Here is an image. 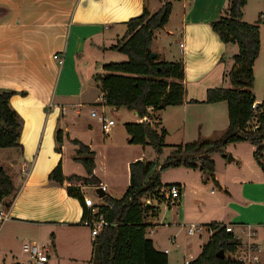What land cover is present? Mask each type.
Listing matches in <instances>:
<instances>
[{
	"label": "crops",
	"instance_id": "1",
	"mask_svg": "<svg viewBox=\"0 0 264 264\" xmlns=\"http://www.w3.org/2000/svg\"><path fill=\"white\" fill-rule=\"evenodd\" d=\"M167 1L171 3V13L168 22L154 31L151 50L160 60L183 62V102L160 111H150L149 123L165 129V137L170 133L180 135L182 143L216 137L228 125L227 103L206 102V91L220 85L229 88L226 75L233 67L232 56L238 52V47L223 43L209 23L226 7L228 0ZM163 3L164 0H0V89L17 92L10 97L9 104L23 120L19 139L21 148H6L17 151L4 156L6 166L0 164L15 187L13 196L3 200L11 201V205L6 209L7 218L0 221V251L11 252L14 243L22 237L23 240L34 239L31 241L34 243L44 235L48 253L53 251L57 258L77 260L81 251L89 249L88 256L93 252L91 243L94 239L90 229L82 224L87 210L83 200L70 196L64 187L50 183L48 175L60 162L65 176H86L83 166L73 159L75 146L72 139L80 140L94 152L95 174L100 186L105 187L104 192L101 190L103 196L99 197L101 203H94L98 206L105 204V195L114 198L108 193L104 175L98 173L100 152L96 150L92 137L94 128L91 122L86 123L81 118V108H86L89 116L91 110H105L106 106L113 108L112 111L119 108L104 104L94 76L90 78L94 79V85L91 81L83 82V76H88L92 66L100 69L94 75L102 74V65L107 63L104 57L110 52L125 56L110 47L124 36L126 22L144 8L153 14ZM241 11L242 21L259 26L260 52L253 65L255 75V64L264 44V18H259L264 15V0H246ZM54 55H58L62 62L59 63ZM22 91L24 95L18 93ZM255 98V103L262 101ZM71 109L74 115H68ZM143 118L138 117L137 122ZM73 126L81 130L82 136L75 138ZM57 130L62 132L59 151L55 141ZM239 143L229 144L224 154L219 155L225 157L229 154L230 164L242 168V153L236 145ZM254 149L253 146L251 156ZM212 160L213 178L202 175L204 177L200 180L205 186L214 183L222 195L210 202L215 210L205 212L204 202L200 199V183L172 182L181 190L174 224L205 226L216 222L232 224L235 230L241 224L253 225L255 242L264 261L263 173L255 183L256 179L251 181L248 173L233 170L236 176L232 180L239 182L234 191L237 199L233 200L232 190L216 172L217 159ZM252 160L253 166L259 167L253 156ZM100 186H80V192L90 197L87 190L96 192ZM189 192L194 195L195 203L186 213ZM210 193L216 194L213 190ZM1 209L3 202L0 203ZM152 218L145 220L149 226L153 224ZM155 248L164 252L167 247ZM197 257L190 256V259L193 261ZM225 257L228 258V252L224 253Z\"/></svg>",
	"mask_w": 264,
	"mask_h": 264
},
{
	"label": "trees",
	"instance_id": "2",
	"mask_svg": "<svg viewBox=\"0 0 264 264\" xmlns=\"http://www.w3.org/2000/svg\"><path fill=\"white\" fill-rule=\"evenodd\" d=\"M246 0H228L226 7L210 23V28L225 43L237 45L238 52L232 56L233 67L227 73L232 88L215 87L206 91L205 101L227 103L228 125L226 129L211 139L203 138L193 142L168 146L164 142L165 129L160 133L149 123L151 111H160L167 106L183 102L184 66L182 61L167 62L157 55L151 57L154 31L162 28L169 19L171 3L163 5L153 14L143 11L126 22V32L110 48L126 56L120 62L102 65V74L94 79L99 83L105 105L126 107L139 118L148 121L130 122L124 125L129 135L128 143L150 145L157 155L170 148L166 159L148 161L142 157L127 164L128 184L121 198L105 195V204L98 206L99 212L109 223L93 240V257L89 264H168V255L156 249L153 241L146 237L149 226L145 220L156 217L163 203L159 191L168 184H162L161 173L169 168L184 166L198 169L208 179L214 175L213 154H224L229 144L248 142L254 146L253 159L264 177V99L255 103L251 90L255 82L253 65L260 52V32L257 24L242 21V8ZM16 91L0 89V148H21L20 133L23 120L10 106L9 99ZM24 95L25 92H18ZM55 141L61 149L62 132L57 130ZM75 146L74 160L80 163L86 176L71 174L65 176L60 162L51 170L48 180L67 190L70 196L83 200L80 186H100L95 174L94 152L88 145L72 139ZM15 187L3 167L0 166V203L8 209L11 201H3L13 196ZM153 198L157 203L147 200ZM177 204V202L175 203ZM84 205V204H83ZM84 211L83 218L86 216ZM216 222L206 226L215 227ZM238 241L230 232L221 227L202 246L198 257L188 264H241L228 258H219L217 253L233 252ZM14 264H32L14 263Z\"/></svg>",
	"mask_w": 264,
	"mask_h": 264
},
{
	"label": "rangeland",
	"instance_id": "3",
	"mask_svg": "<svg viewBox=\"0 0 264 264\" xmlns=\"http://www.w3.org/2000/svg\"><path fill=\"white\" fill-rule=\"evenodd\" d=\"M125 59V56H122L116 52H110L104 57V60L106 62H120ZM91 68L92 69L87 73L88 76H83V82L91 81V83H93L94 85V79L90 78L92 76H95V72H100V69H95V67L93 66ZM221 86L223 87V85H220V87ZM227 87L232 88L230 82ZM94 88L95 91L98 92L95 86ZM251 90L257 98L261 100L264 99V44L262 45L260 56L255 64V82ZM112 109L113 108L106 106L104 110L107 117L115 121L113 127L108 133H103L100 125L94 118L89 116L86 108H81V118L83 119V121H86V123L91 122L92 127L94 128V136L92 137L96 144V150H99L98 152H100L98 153L97 157V169L100 170L98 171V173L100 175H104V181L108 184V193L114 198H120L127 186V160L131 161L136 158L142 157L148 161L158 160L160 163H162L169 155L170 148H164L163 153L157 155L150 145L141 146L129 144L126 140L129 135L126 133L124 125L130 122H137L138 117L134 111H130L126 107H119V109H114L113 111ZM96 112H100V110ZM69 114L74 115L72 109L68 112V115ZM156 120L159 121V119ZM154 127L157 128V126ZM72 130L75 131V138H77V136H82L81 130L77 129L76 126H73ZM157 130L160 133L161 129L157 128ZM208 139L211 138L208 137ZM181 140L182 139L180 135H177L176 133H170L164 138V142L168 146L181 144L183 142ZM236 145L242 153V168H237L235 164H230L229 154H227V156L225 157H222V155L219 154H214L211 156V158L217 159L218 165L216 166V172L219 176L225 179L227 185L232 190L233 200L237 199L234 195V191H236V186H239L238 180H232L236 176V174L233 173L234 171L239 170L240 173H248L251 181H254V179H256V181H254L255 183H258L259 175L262 177V172L259 167L253 166L254 162L251 156L253 146H251V144L249 143H239ZM11 151L17 150L0 149V164H2V166H6V163H4V156L11 155L9 154L11 153ZM202 175L203 174L200 170L180 166L177 168H169L163 171L161 174V182L162 184H168L172 182L182 183L184 180H187L189 184L200 183V199L204 202V210L205 212H212L215 209L210 204V202L212 200L221 198L222 195L218 192L217 186L214 183H210L205 186L203 180H200L201 177H204ZM210 190H213L216 194L212 195L210 193ZM87 193L95 203H101L102 200L97 196L95 191H93L92 189H88ZM193 196L194 195H192L191 192L188 193L185 210L186 213H188L189 210L193 209L194 207L195 199L193 198ZM149 200L150 202L154 203L153 198H150ZM236 203L241 204L242 207L244 206V203H240V201H237ZM159 206L161 208L160 215H158V218L154 217L151 219V221H153V224L150 225L146 230V237L153 239L155 246L160 248H164L165 246L169 249L168 264H183L184 259H190V256H198L202 249V246L208 241V233L204 232L200 236L198 234H195L194 236L188 235L187 224L185 226L176 225L173 222V220H176L175 212L177 205H167L165 203H161ZM210 209L212 210L210 211ZM164 222L166 224H164ZM168 222L170 224H168ZM170 236L176 237L178 247H175V245L169 243L168 238ZM22 238L14 243L13 250L11 252L0 251V264L28 262L36 264L32 262L28 258V255L24 254L21 250L23 243H29L34 239L23 240ZM34 243L38 245H47V241L44 235H41L38 239H36V242ZM91 245L93 247V243H91ZM88 254L89 249H86L84 251H81V253H78L79 258L77 260H69L65 257L57 258L55 253H53V251H50L48 253L49 261L46 264H89L91 258L93 257V254L91 253L90 256H88Z\"/></svg>",
	"mask_w": 264,
	"mask_h": 264
},
{
	"label": "built area",
	"instance_id": "4",
	"mask_svg": "<svg viewBox=\"0 0 264 264\" xmlns=\"http://www.w3.org/2000/svg\"><path fill=\"white\" fill-rule=\"evenodd\" d=\"M259 18L263 19L264 15H259ZM180 47L183 48V44H180ZM54 58L57 59L59 63L62 62V59L59 58L58 55H54ZM255 106L256 103H253L252 107L254 108ZM148 110L151 111V108ZM90 115L99 123L103 133H108L115 123L113 119L107 117L103 109L100 110V112L91 110ZM142 121H148L147 117H144ZM100 188L103 192L105 191L104 186H100ZM180 195V186L175 183H170L168 186L162 187L159 191V196L163 197L162 201L167 205L175 204L179 200ZM154 201L157 203L158 200L155 199ZM147 202L149 203L150 200H147ZM83 204L87 212L86 216L82 219V224L90 229L91 237L94 239L99 231L109 223L105 220L104 215L99 212L98 205L94 203L91 197L83 195ZM6 218V209L3 208L0 210V221L2 222ZM221 227H224L226 232L232 233L234 239L238 241L236 249L233 252H228V259H232L241 264H264L260 256V248L255 242L256 231L253 225L241 224L238 225V229L235 230V226L232 224L217 223L215 227L190 224L187 226V233L193 236L195 234L200 235L203 232H207L210 238V236ZM169 243L177 245L175 237H170ZM48 251L49 248L45 245H38L31 242L22 244V252L27 254L28 258L36 264L47 263ZM164 253H168V248L164 249ZM191 261L192 259H186L184 260V264H188Z\"/></svg>",
	"mask_w": 264,
	"mask_h": 264
},
{
	"label": "water",
	"instance_id": "5",
	"mask_svg": "<svg viewBox=\"0 0 264 264\" xmlns=\"http://www.w3.org/2000/svg\"><path fill=\"white\" fill-rule=\"evenodd\" d=\"M154 56H155V54L152 52L151 53V57H154ZM229 159H231V156L229 157ZM96 193H97L98 197H102L103 196V192H101V188L100 187L97 188ZM217 257L223 259L224 258V252L222 250H220L217 253Z\"/></svg>",
	"mask_w": 264,
	"mask_h": 264
}]
</instances>
